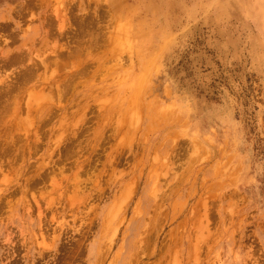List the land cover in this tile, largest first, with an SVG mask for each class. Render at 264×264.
Segmentation results:
<instances>
[{"label": "rangeland", "instance_id": "374dc122", "mask_svg": "<svg viewBox=\"0 0 264 264\" xmlns=\"http://www.w3.org/2000/svg\"><path fill=\"white\" fill-rule=\"evenodd\" d=\"M0 264H264V0H0Z\"/></svg>", "mask_w": 264, "mask_h": 264}, {"label": "bare ground", "instance_id": "6f19581e", "mask_svg": "<svg viewBox=\"0 0 264 264\" xmlns=\"http://www.w3.org/2000/svg\"><path fill=\"white\" fill-rule=\"evenodd\" d=\"M3 202V201H2Z\"/></svg>", "mask_w": 264, "mask_h": 264}]
</instances>
